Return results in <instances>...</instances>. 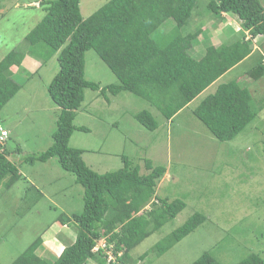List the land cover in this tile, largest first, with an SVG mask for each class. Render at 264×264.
Segmentation results:
<instances>
[{
  "label": "rangeland",
  "instance_id": "374dc122",
  "mask_svg": "<svg viewBox=\"0 0 264 264\" xmlns=\"http://www.w3.org/2000/svg\"><path fill=\"white\" fill-rule=\"evenodd\" d=\"M40 1L0 0V60L12 50L25 53L14 76L19 88L0 109V125L8 131L6 145L15 151L13 159L26 177L8 190L0 185V264H11L41 234L43 244L52 246L49 235L55 232V226H62L54 223V219L62 212L71 215L83 209V187L55 159L32 164L23 159L24 155L49 147L59 112L47 90L58 70V52L41 43L31 46L37 54L33 56L25 40L46 13ZM107 1L80 0L82 17L87 18ZM207 1L197 0L182 29L193 31L203 26L190 51L193 56L201 57L208 46L227 41L236 32L242 34L237 16L225 15L220 22L207 9ZM244 36L248 38L250 34L244 31ZM252 47L264 52V35L253 37ZM251 62L252 59L245 58L228 70L169 121L149 101L131 92L84 90V100L73 120L75 127L81 129L73 131L69 145L83 150L85 163L104 173L123 167L126 157L139 164L141 172H147L144 160H151L154 166L163 165L168 170L158 182L156 195L185 203L174 218L131 251L136 259L146 254L135 264H190L204 251L224 264H234L248 252L264 251V76L257 80L246 76ZM84 76L100 87L117 83L114 73L94 49L85 52ZM231 79L247 87L262 109L234 139L220 141L192 110L219 83ZM142 110L150 111L156 118L159 123L156 130H147L135 119V114ZM29 185L32 187L27 189ZM195 212L204 214L205 221L171 248L157 254L155 244ZM62 228L59 233L68 235L54 234V238L75 239L72 226ZM102 241L97 246L108 249L103 252L116 262L112 247L102 246ZM36 253L51 262L55 260L44 249ZM87 264L98 263L91 260Z\"/></svg>",
  "mask_w": 264,
  "mask_h": 264
},
{
  "label": "trees",
  "instance_id": "16d2710c",
  "mask_svg": "<svg viewBox=\"0 0 264 264\" xmlns=\"http://www.w3.org/2000/svg\"><path fill=\"white\" fill-rule=\"evenodd\" d=\"M196 4L197 0H109L83 18L80 0L40 1L46 13L26 34L25 40L33 56L37 54L31 46L41 43L58 52V70L47 90L59 112L49 147L24 155L23 159L30 164L55 159L83 187V209L71 215L62 212L54 219V223L72 226L76 231L74 241L65 244L54 262L36 253L43 244L41 234L11 264H86L91 260L98 264H135L146 254L136 259L132 258L131 251L185 207L180 199L168 201L156 195L158 182L168 171L166 166H154L147 159L144 163L148 171L141 172L139 164L124 157L120 169L99 173L85 163L83 150L70 146L69 142L73 131L81 129L75 127L73 120L87 88L111 94L131 92L149 101L169 121L245 58L252 59L246 76L253 80L264 76V52L252 47V38L264 35V0H208L206 7L218 21L225 15L237 16L242 34L236 32L231 39L208 46L201 57L193 56L190 51L203 26L182 31ZM164 25L170 26L163 28ZM244 31L250 37L245 38ZM89 49H94L107 64L117 83L100 87L85 78V52ZM24 56L23 51L12 50L0 60V109L19 88L14 76ZM12 66L17 70H12ZM261 109L250 90L237 79H231L219 83L192 114L213 137L229 141ZM135 119L150 131L159 126L148 110L136 113ZM8 137L9 133L6 140ZM6 140L0 143V185L8 190L26 177L13 159L15 151L7 147ZM205 219L202 213H192L161 238L154 250L157 254L168 250ZM101 239L106 247H112L116 262L107 261L104 248L93 250ZM190 264L224 263L204 251ZM234 264H264V251L248 252Z\"/></svg>",
  "mask_w": 264,
  "mask_h": 264
},
{
  "label": "crops",
  "instance_id": "0c3cea01",
  "mask_svg": "<svg viewBox=\"0 0 264 264\" xmlns=\"http://www.w3.org/2000/svg\"><path fill=\"white\" fill-rule=\"evenodd\" d=\"M195 55V54H194ZM12 69V68H11ZM17 70V69H16ZM15 70V71H16ZM66 224H63L62 226H55V232H52L49 236H51V245H47V243L42 244L39 249H44L45 251L49 252L50 256L53 257L54 259H56L59 254L61 253L62 249L64 248L66 243L69 242H73L74 240L72 238H70V236H65L66 238H62L60 240H57L56 238H54V234H56L58 237L63 236L64 233H62V235L59 233L60 231H63V226H65ZM68 226V225H67ZM57 229V232H56ZM64 235H68V234H64ZM43 237V235H42ZM44 240V238H43ZM38 250V249H37ZM87 264V263H86Z\"/></svg>",
  "mask_w": 264,
  "mask_h": 264
},
{
  "label": "built area",
  "instance_id": "2783aa9c",
  "mask_svg": "<svg viewBox=\"0 0 264 264\" xmlns=\"http://www.w3.org/2000/svg\"><path fill=\"white\" fill-rule=\"evenodd\" d=\"M7 136H8V131L4 127L0 126V143H4ZM102 244H103L102 246H105L104 241ZM97 249H98V247H94V250H97Z\"/></svg>",
  "mask_w": 264,
  "mask_h": 264
},
{
  "label": "clouds",
  "instance_id": "9594fccd",
  "mask_svg": "<svg viewBox=\"0 0 264 264\" xmlns=\"http://www.w3.org/2000/svg\"><path fill=\"white\" fill-rule=\"evenodd\" d=\"M102 240L104 241V239H101L100 241H98V242L96 243V245H95L94 247H98L97 244H98L99 242H101ZM103 241H102V242H103ZM104 242H105V241H104ZM94 247H93V250H94ZM108 247H109V246H108ZM110 247H111V246H110ZM98 248H101V247H98ZM104 249H105V250H108V249H106V248H104ZM94 251H95V250H94ZM104 253H105V255H106L107 261L110 263L111 260L108 259V255H109V254L106 253V252H104Z\"/></svg>",
  "mask_w": 264,
  "mask_h": 264
}]
</instances>
